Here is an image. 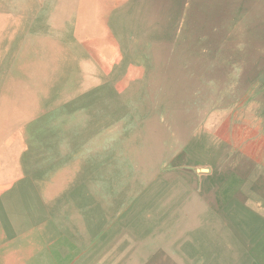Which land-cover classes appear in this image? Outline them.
<instances>
[{
  "label": "rangeland",
  "instance_id": "rangeland-1",
  "mask_svg": "<svg viewBox=\"0 0 264 264\" xmlns=\"http://www.w3.org/2000/svg\"><path fill=\"white\" fill-rule=\"evenodd\" d=\"M263 173L264 0H0V264H264Z\"/></svg>",
  "mask_w": 264,
  "mask_h": 264
},
{
  "label": "crops",
  "instance_id": "crops-1",
  "mask_svg": "<svg viewBox=\"0 0 264 264\" xmlns=\"http://www.w3.org/2000/svg\"><path fill=\"white\" fill-rule=\"evenodd\" d=\"M264 178L263 175L260 174V181ZM259 198H258V205H254V202L247 206L245 209H248V211L256 216V219H258V234L256 237L251 238L247 233H244L240 235V232H236V239L238 240L239 244L241 246L239 249L243 251L244 259L246 261H264V184L259 188ZM257 214V215H256ZM240 222V221H239ZM238 221H233L232 224L237 225L239 224ZM242 226L244 229L248 228L246 226L245 221H243ZM252 244H257L260 248L257 250L255 247H252ZM257 250V251H255ZM257 254V257H256ZM251 264V262H250Z\"/></svg>",
  "mask_w": 264,
  "mask_h": 264
},
{
  "label": "bare ground",
  "instance_id": "bare-ground-1",
  "mask_svg": "<svg viewBox=\"0 0 264 264\" xmlns=\"http://www.w3.org/2000/svg\"><path fill=\"white\" fill-rule=\"evenodd\" d=\"M69 198V197H68ZM65 241V240H64Z\"/></svg>",
  "mask_w": 264,
  "mask_h": 264
}]
</instances>
